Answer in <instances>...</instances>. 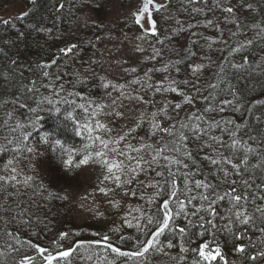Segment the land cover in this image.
I'll use <instances>...</instances> for the list:
<instances>
[{"label": "rangeland", "instance_id": "rangeland-1", "mask_svg": "<svg viewBox=\"0 0 264 264\" xmlns=\"http://www.w3.org/2000/svg\"><path fill=\"white\" fill-rule=\"evenodd\" d=\"M67 1L71 6L59 10V13L65 15L66 18L62 21L57 18L58 23L61 21L59 25L63 23L62 25L67 27L66 32L60 31L58 41L65 43L63 49L72 45L76 47L68 53L62 51V55L54 65L53 79L52 75L46 77L41 71L33 74L37 77L33 78L32 82L34 85H39L38 88H35L41 93L35 95V90L34 95L31 94L28 99L37 97V102L35 101L34 105L39 104L46 107L48 100L54 101L62 92L67 97H73L76 94L80 99L74 103L84 105L83 109H86L85 111L90 116L92 126L95 127L98 121L104 124L107 129H111V131L97 129L93 132V136H100L103 140L111 143L105 149L99 141L90 139L86 145L72 147L75 163H78L79 159L86 155L85 151L87 154H91L93 159L88 164L79 167L73 165L72 170H80L79 178H68L69 175L63 177L64 172L58 167V161L56 162L58 160L56 152H51L53 147L49 150L47 157L42 155L46 154L48 147L45 148L44 143L39 142L36 136L31 137V133L27 131L30 121L34 120L32 119L33 112L29 111L30 107L23 104V99L27 98L21 97L18 101L13 100L0 109V154L6 152V154L3 153L6 160L0 161V176L10 174V172L4 171L9 161H12V166L21 173L15 182L16 191L17 189L21 191L11 193V197L0 194V201L3 203L7 201L8 205H14L17 208L14 213L26 218L22 217L20 224H24L22 227L26 226L27 228L28 223H31L32 227L29 229L36 239L41 233L37 230L38 228L36 229L40 224L45 226L43 228L48 227L47 230L52 227L53 231L59 229L62 224L67 225V222L71 221L75 223L98 221L101 222V225H111L116 229L134 228L137 223L146 224L144 217L146 213L150 214L147 212L152 204L149 203V199L155 190L145 185L160 182V178L164 180L165 177H158L156 172H165V167H157L153 164L152 168H149L147 164H143L144 171L138 170L139 175L131 185L117 188L112 180L103 179L105 175H108L107 168L102 167L96 160L95 153L105 151V159L110 162L123 161L129 167H134L136 159L140 157L150 161L151 153L165 140L163 132L154 134L151 113H158L157 122L161 128H165L171 127L172 124L179 127L180 122L186 121L187 117L195 112V103L186 104L184 97L177 93L157 92L154 88L145 91L144 85L148 82L145 72L148 69L153 67L160 69V71L150 73L151 82L154 84L163 81L167 88L169 81L175 80L177 85L174 86H177L180 91L190 94L195 100L204 92L198 94L195 89L197 87L203 89L204 85L209 82L213 71L219 66L220 56L228 55L226 64L229 61L237 64L236 59H232L237 57V53L231 49L245 43L247 39H253L254 46L252 48L257 50L258 45H262V51L257 61L261 65V69L256 71L264 72V43H262L264 40L256 35L259 28L264 27V12L259 11L251 3V0H158L159 3L166 4V7L152 14L157 28V36H149L145 40L138 39L143 29L134 23L132 16L141 0H96L95 3H81V0ZM30 3L32 0H0V22L3 23L7 20L12 23L17 17L24 16ZM217 4L220 6L218 7ZM50 5L51 10L58 12L59 5L54 7L53 2ZM225 7H232L233 13L229 14L223 11ZM208 20L213 21V24L208 25ZM142 24L144 29L150 26L146 20L142 21ZM180 29L183 30L180 31ZM232 33H237V35L233 36ZM101 34L102 38L99 36ZM97 36L99 37L96 38ZM49 38L53 39V37ZM157 39L164 41V44L157 43ZM137 47L143 48L144 51H137ZM154 49H158L161 55L155 59H149ZM190 53H194V55ZM183 54L189 56V61L184 62V58L179 57ZM21 58V68L28 74H32L27 61L22 56ZM201 63L205 65L204 69L194 75L192 68ZM165 64H168L167 72L163 70ZM133 67L137 69L136 73L130 71ZM126 69L128 71H125ZM230 69L232 72L236 71L231 66ZM134 79H138L140 83L132 84L131 81ZM184 81L189 83L185 85ZM105 84L109 86L104 87ZM113 84L124 87L114 89ZM79 86L90 91L99 88L100 94L95 97L89 92L85 94L84 91H75ZM137 96H143V101L130 98ZM14 101L16 103H13ZM41 101L43 102L41 103ZM176 104H180L181 107L176 109L174 107ZM36 106L32 108H36ZM18 107L25 116L30 115L29 120L24 121L30 123L27 125L23 123L19 128L16 127L19 123L15 121V118L21 113L18 112ZM162 108L167 109L166 115L160 112ZM56 113V111H52L51 115L56 117ZM61 115L63 118L68 114L61 113ZM25 134L30 137L25 143L33 151L30 153L27 151L17 152V147H24L19 141ZM120 136H124L125 139L119 140ZM86 138H89L88 134H86ZM118 140L119 142L116 143ZM145 145L152 147L145 148ZM133 148H139L142 151L137 153L132 150ZM111 149H119V151L114 152ZM121 152L136 159L126 160L125 155L120 154ZM158 159L161 165L169 163L162 158ZM172 165L178 167L175 164ZM66 167L71 169L69 166H65V171ZM66 172L68 173L69 170ZM25 176L40 177L43 180V185L49 189L40 188V183L30 187L31 189H24L21 181ZM100 188L107 189L108 194L100 192ZM183 188L185 185L181 186L180 192ZM35 189H39L38 192L44 196V200L34 202L30 206L32 202L29 201V197L37 192ZM133 191L136 193L135 196L131 195ZM125 192L129 194L125 195ZM48 195L53 199L57 195L67 197V199L60 198L61 205H57L59 209L57 208L56 214L54 213L55 208H53L55 201H52ZM143 203L149 204L145 210L142 207ZM24 205L26 206L23 207ZM23 213L29 217L22 215ZM38 213L41 216H38ZM129 224L132 226L129 227ZM151 227L146 228L145 233L150 231ZM138 231L142 234L140 230ZM40 240L41 238L37 241ZM41 243L46 244L45 241ZM169 243L167 241L161 243L163 254L170 256L174 249L181 251L182 244L175 243L169 248ZM90 251L95 255L98 252L101 254L103 252L93 247ZM105 254L107 256V252ZM110 254L117 256L111 251ZM128 258L126 263L134 264V261L131 262L134 258ZM36 264H41V262L36 261Z\"/></svg>", "mask_w": 264, "mask_h": 264}, {"label": "trees", "instance_id": "trees-1", "mask_svg": "<svg viewBox=\"0 0 264 264\" xmlns=\"http://www.w3.org/2000/svg\"><path fill=\"white\" fill-rule=\"evenodd\" d=\"M52 2L54 7L59 5V3H63L65 8L67 6H71L67 0H35L34 4H29L27 10L28 15L22 16L23 19L16 18L14 22H9L8 24L0 22V109L4 106H7L6 104H10L13 100L18 101L21 97L27 98L23 99V104H25L26 107L29 106L32 108L33 106H36L34 104L37 100V97L28 99V96H31V94L34 95L33 92L36 90L35 87H39V85H34L32 82L33 78L35 79V77H37V75L34 76L33 74L36 72L40 73V71L43 74L47 71L49 72V76L52 75L51 78L53 79L52 72L54 65L62 55V49L65 45V43L63 44V42L58 41V35L60 31H65L67 27L63 26V23L59 25V23L64 20L66 16L62 13H59L60 11L56 12V10H51L50 4ZM251 3L257 7L259 11L264 12V0H251ZM57 18L61 20L59 23L57 22ZM40 29H50L51 31L43 32ZM38 31L39 33H37ZM99 36L102 38V34ZM49 37H53V39H50ZM253 46L254 44L247 48V50H242L241 52L237 53V57L232 58L236 59L235 61L237 64L243 63L244 60H247L249 66L244 69H235L236 71L232 72L230 69V64H226L228 55H224L222 57L220 56L221 59L219 58L220 60L218 63V65H223L224 67L225 80L230 81L233 86V90L239 94L242 107L239 111H233L232 107H228L223 112H213L208 114L207 118L221 121L220 129L224 128L225 126L223 121H235V123L240 126V130L238 131L237 135L242 139V142L257 149L259 153L264 154V103H256V101L264 102V72L256 71L257 69H261L257 68L256 65H258L257 61L262 51V45H258L257 50H255L256 48H252ZM21 56L27 61L26 63H28V67L32 71V74H28L26 70L21 68ZM179 57L181 59L184 58V62L189 61V56L186 54L180 55ZM44 65H49V67H44ZM50 67L51 69H48ZM218 71L219 68L213 71V75L210 76L208 83L219 82L215 75ZM220 88L226 89L227 83H221ZM75 91H84L85 94L89 92L95 97L100 94L99 88H96L94 91H90L83 88L82 86H79ZM208 91L210 90H207L206 92L204 91L202 95L207 96ZM217 92H219L218 99H232L230 95H227L225 92H222L219 89ZM39 93L41 92L36 90L35 95ZM78 99L80 98L77 97L76 94L73 95V97H67V95L62 92V94L58 95L54 101L51 100V105L48 104L46 107H43L38 104L39 107L38 105L36 106L37 111L33 113L32 116V119H34L33 121L36 122L35 127H32V120L30 121L31 123L24 122L29 120L30 115L25 116L23 111H20L19 107L18 112L21 113L15 118V121L20 125L23 123H26L25 125L30 123L27 131L28 133H31V137L36 136L39 142L44 143L43 146L45 148L48 147L46 154H42L46 157L48 156V152L52 147L50 144L45 143L44 140L41 139L42 137L50 138L53 142L55 140H59L65 148L86 145L90 138H86L87 133L83 130V125L85 123L92 125V120L90 116H88L85 109L80 107V104L74 103ZM194 103V113H197L198 111L202 112L204 107H206V104L201 99V96H199L198 99H195ZM56 108H59L60 111H56L57 113L55 117L51 114L52 111L55 112ZM61 113H67L68 115L67 117L62 118ZM57 117L60 119H56ZM229 127H232V125H229ZM220 129H217L215 126H213L211 128V134L218 138H222L227 143H231L228 134L221 132ZM162 134L164 135L165 140L162 141L160 146L166 144L170 140L166 133ZM189 136H191L190 133ZM250 137L253 139H250ZM206 141L207 137L200 140L191 138L188 141L187 146L193 153L192 159L186 161V163L189 165L188 168H180L178 170V167H174L172 165V171L175 173L173 179L176 180L179 191L182 185L191 187L193 181L201 180L207 181L213 185H217V191L220 194H223L224 191L230 190L229 184L222 183L224 177L223 173L219 171V168H224L229 170L228 180L230 182H235L234 186L236 191L247 196L248 202L245 207L247 208L248 213H254L257 217H259L260 214L255 212V208L257 206L264 207V199L260 198L264 196V171H262L260 168L254 167L259 163V160L255 156L250 155L249 163L251 166L248 167L247 170L240 172L231 171V165L227 163H221L219 167H217L205 159V156H212L216 159H220L217 153L211 148L203 147ZM220 151L224 153L225 157L232 156L233 163H236L241 158L243 153V149H241L240 151L233 154L230 149L224 146L220 147ZM51 152L56 151L54 148H52ZM3 153L6 154V152ZM3 153L0 154V161L6 160V157ZM168 153L171 158H175V153ZM85 154L87 155V151H85ZM55 155L58 157L57 152ZM57 161L59 165L58 167L62 172H64L62 174L63 177L69 175L68 178H79L80 170H72L73 166H70L71 169L66 167V171L69 170L70 172H68V174L65 171V166L60 162V160L58 159L56 162ZM244 167L245 166L243 164L240 165L241 169H244ZM164 173L165 177H167V171ZM184 175L188 176L187 181L183 179ZM41 180L42 179L40 177L34 176V182L32 183V186H37L39 183L40 185H43V180ZM160 180V183L164 182L163 178H160ZM245 181H249L247 188H245L244 185ZM14 185L15 187L13 186L12 182L7 183V192L10 194L17 192L15 189L17 188L16 183ZM29 188L30 187L24 185V189ZM43 188H46V186L43 185ZM17 190L21 191L19 189ZM185 190L186 187L182 189L181 193H183V195H181V199H183L184 196H196L198 194L197 190L195 189H193L190 194L187 192V190ZM37 192H34L33 196L29 197V201L32 202L30 206H32L34 202H39L43 199L44 196ZM16 195L20 196L19 194ZM49 197L52 199V201H55V207L53 208H55L54 213L56 214L58 212L57 210L59 209L57 205H61V200L60 198H57L59 197L58 195L55 196L54 199L51 196ZM1 203L3 204V202L0 201V204ZM156 203H160V201L157 200L155 203H152L147 212L152 213L155 211ZM198 203V201H193L192 204L187 205V207L190 211L195 210V206ZM241 203L244 202L242 201ZM10 206L12 209L10 213L6 211V213L0 212V216L3 217V219H0V252L4 253L3 256H0V264H14V262L23 253L35 255L34 250L28 248L26 244L19 245L20 243H17L19 239L20 241L31 240L33 243H38L41 246L48 247L50 250L55 251L57 244L59 243H64L67 245V243L76 240L91 242L100 240L103 235H108L111 238L110 242L113 244V246H117L123 251H133L138 246L137 238L140 240H145L148 238V235L141 234L137 227L125 229L122 227L117 228L118 231H114L116 228L113 226L101 225V222L98 221H89L86 223H75L74 221H71L67 222V225L62 224L59 229H54L56 231H53L52 227L50 230H47L49 229L48 227L43 228L45 226H41L39 223L40 226H37L36 229L38 228L37 230H39L41 233L38 234V236L36 235V239L29 229L32 227V224L28 223L29 225H27V223H25L27 228L26 226L22 227L24 224H20V219H22V217L24 219L26 218L14 213L17 208L14 205ZM25 206L26 205L23 207ZM148 206V203L142 204L144 210L147 209ZM229 207L230 205H228L227 201H221L216 205V211L218 215L215 217V222L217 224V228L215 230V242L212 244V246L220 247L221 254L223 255L225 261L229 262V264H264V256H259L255 261L249 259L250 256L264 252V233L258 230L259 228H264V221L257 219L253 225L239 226V234L242 236V238L236 239L233 235L227 234L220 228L221 225L226 223V220L223 219V217L229 215L227 211ZM22 215L27 214L23 213ZM37 215L41 216L40 213ZM201 215H204L207 218V213H201ZM188 221H191L190 226ZM176 224L187 227V239L182 238L178 232H169L160 237L161 243L167 241L171 244H182L183 247L188 249V251L182 252L178 249H174L173 254L168 256L163 254L161 251L152 250L146 254V259L145 257L136 258L131 262L134 261V264H194L195 261H199L200 258L197 252L193 250L197 249L200 244L212 239V229L208 228L206 231L205 229L207 228V224H205V227H201V222L199 221L198 217L192 216L190 212L186 219L185 217H177ZM233 231H236V229L234 228ZM62 232L71 233L68 241L62 242L59 240V235ZM6 233H15L16 240H13ZM39 238H41V240L37 241ZM42 241H45L46 244H42ZM10 244L20 248V253L12 251L11 248H9ZM238 245L245 246V253L241 254L235 251V248ZM92 247L94 249L97 248L98 250L103 251L102 254L101 252H98L96 255L93 254L90 251L92 250ZM110 251V249H106L103 245L86 243L85 247L81 248L79 253L73 257V264H127L126 261L129 259L128 257L112 256V254L109 255ZM106 252L107 256L105 254ZM37 261H40L39 258ZM213 264H223V262L218 258L217 261L213 262Z\"/></svg>", "mask_w": 264, "mask_h": 264}, {"label": "snow or ice", "instance_id": "snow-or-ice-1", "mask_svg": "<svg viewBox=\"0 0 264 264\" xmlns=\"http://www.w3.org/2000/svg\"><path fill=\"white\" fill-rule=\"evenodd\" d=\"M95 3L96 0H81V3ZM32 3H35V0H32ZM98 6V5H97ZM219 7L220 5L217 4ZM166 4H161L158 2V0H141L140 5L137 7V9L132 13V16L134 18V23L138 26H140L143 31L141 35L138 37L140 40H145L149 36L156 37L157 36V28L155 21L152 18L153 12H159L162 8H165ZM64 8V4L60 3L57 11L62 10ZM223 11L232 14L233 8L232 7H225L223 8ZM28 12L24 13V16H27ZM17 19H23V17H17ZM146 20L147 23L150 25L147 29L143 28L142 21ZM4 24H8L9 21L5 20L3 21ZM208 25H212L213 21L208 20ZM85 26H87L85 24ZM259 27V26H255ZM183 29H180L182 31ZM41 31H48L50 32V29H41ZM233 36H236L237 33H232ZM260 39L264 40V27L259 28V31L256 33ZM157 43L164 44V41L157 39ZM254 43L253 39H247L245 43L240 44L238 47H234L231 49V51L239 53L248 46L252 45ZM76 47L75 45H72L71 47L67 49H63L65 53L71 52L72 48ZM137 51H144L143 48L137 47ZM191 55H194V53H190ZM161 52L158 49H154L151 57L149 59H155L156 57L160 56ZM210 59V58H209ZM229 64L232 68L240 70L248 67L247 60H244L243 63L236 64L229 61ZM175 66V65H173ZM44 67H49V65H44ZM204 64H197L192 68V72L194 75L200 73L204 69ZM257 68H260L261 65H256ZM219 71L215 74L216 78L218 79V83H207L204 85L203 89L197 87L195 90L197 93H201L206 90L208 91L207 96L201 95V99L205 102L206 107H204L202 112L192 113L190 114L186 121H182L179 124V127H177L176 124H172L171 127H165L161 128L159 123L157 122V116L158 113H151V124L152 128L154 130V134L156 132H163L166 133L167 136L170 138V140L162 145L157 146L154 150L152 155V159L144 160L143 157H140L139 159H136L135 157L128 156L125 153L121 152V155H125L126 160H133L136 159V164L134 167H129V165L125 164L123 161L121 162H110L109 160L105 159L106 156L105 151H97L95 153L96 160L101 164L102 167L107 168L108 175L104 176V180H112L117 188L124 187L125 185H131L135 179L136 176L139 175V171H144L143 164H147L149 168H152L153 164H155L157 167H165L167 171V177H165L164 172L157 171L156 175L158 177H165L164 182L160 183L157 181L156 183H149L145 185L146 187L153 188L155 191L151 195V198L149 199V203H155V201L159 200L160 203L155 204V211H153L150 214H145L144 219L146 220L145 225H141L140 223L136 224V227L138 230L142 232V234H147L148 238L145 240H140L137 238V247L133 251H123L117 246H113V244L110 242L111 238L108 235H103L100 240L91 241V242H85L82 240H76L71 241L70 243H67L65 245L64 243L57 244L56 250H50L48 247L41 246L38 243H33L31 240L28 241H17V243L20 244H26L28 248L34 250L35 255L29 254V253H23L19 256V258L14 262V264H36L37 259L39 258L41 264H73V257L79 253L81 248H84L86 243H95L98 245H103L106 249H110L111 252L115 253L117 256L121 257H131V258H142L145 257L146 254H148L152 250L161 251V241L160 237L165 235L166 233H175L178 232L179 235L182 238L187 239L188 237V229L187 227L179 226L176 224L177 217H185L187 218V215L190 214L192 216H197L199 221L201 222L200 226L205 227V224H207V228L212 229V239L209 241H206L199 245L197 249H194L193 251L197 252L199 256V261H195L194 264H213L214 261H217L219 258L220 261L223 262V264H229V262L225 261L223 255L221 254V249L219 246L211 247V245L215 242V230L217 228V224L215 222V217H217L218 213L216 211V205L221 201H227L228 205L230 207L227 209L229 215L226 217H223V219L226 220V223L221 225V230L225 231L229 235H233L236 239H241L242 236L239 234V226L241 225H253L255 220L260 219L261 221H264V207L257 206L255 208V212H258L260 214L259 217H257L254 213L249 214L247 211V208L245 205L248 202L247 196L238 193L235 189V182L228 180L229 170H226L224 168H219V171L223 173V181L222 183L229 184L230 190L224 191L223 194H220L217 191V185H213L207 181H201V180H195L192 183L191 187H188L185 185L187 192L190 194L193 189L197 190L198 194L196 196H184L183 199H181V193L179 191L178 185L176 183V180L173 179L175 176V173L172 171V164H175L178 166V170L180 168H188L189 165L186 163L187 160H191L193 157V153L189 150L187 144L188 141L191 138H195L196 140L204 139L207 137V141L203 147L211 148L214 152L217 153V155L220 157V159H216L212 156H205V159L208 160L211 164L216 165L219 167L221 163H227L231 165V171L234 172H240L247 170L248 167H250L249 163V156H255L259 163L256 164L254 167L260 168L262 171H264V154H261L257 151V149L253 148L250 145H246L242 142V139L238 137L237 133L240 130V126L235 123L233 120H227L223 121L224 128L220 129L221 121H216L215 119H209L208 114L213 112H223L228 107H232L233 111H239L242 107L241 98L239 94L233 90V86L230 81L225 80V70L223 65L218 66ZM163 70L165 72L168 71V64H165L163 67ZM125 71H128L127 69ZM130 71L132 73H136L137 69L135 67L131 68ZM160 71V69L156 68H150L145 72V76L147 77V81L144 85L145 91L152 90L154 88L157 92H165V91H171L174 93H177L178 95H181L184 97L185 103L188 105H192L194 103V97H192L190 94L185 93L183 91H180L177 86V82L175 80H170L169 85L166 88L164 86L163 81H161L159 84H154V82H151V75L150 73ZM44 76H49V72H44ZM199 78V77H197ZM103 79V78H101ZM227 83L226 89H221L220 85L221 83ZM132 84L140 83L138 79H134L131 81ZM185 85H187L189 82L184 81ZM108 84H105L104 87H108ZM112 87L114 89L116 88H123V85L119 84H113ZM220 90L222 92H225L227 95H230L232 99H218L219 92L217 90ZM123 94V93H122ZM134 99H138L143 101V96H137V97H130ZM47 99V98H45ZM43 101H41L42 103ZM49 105L52 104L51 100L47 101ZM13 103H16L15 101ZM67 103V102H66ZM257 104L264 103L262 101H256ZM39 107V105H38ZM81 108H84V105H80ZM176 109H179L181 107L180 104H176L174 106ZM86 110V109H85ZM30 112L35 113L37 111L36 108H29ZM55 111L59 112L60 109L56 108ZM160 112L167 114V109L162 108ZM95 115L96 113H92ZM119 115V113H117ZM229 125H232V127H229ZM36 126V122H32V127ZM215 126L217 129H220L221 132L227 133L229 140L231 143L225 142L222 138H218L215 135L211 134V128ZM17 128L22 127V125L17 124ZM97 129H105L106 131H111V129H107L106 126L100 122H96L95 127H93L91 124L85 123L83 125V130L88 134V137L93 141H99L100 144L104 146L105 149L108 148L110 141L103 140L100 136H93V132ZM189 133L191 136H189ZM28 139H30L29 135L25 134L23 138L19 141L20 144H23L24 147H17L16 151L22 153L23 151L32 152L33 149L31 147H28L25 143ZM42 140H44L45 143L50 144L51 147L54 148V150L58 153V159L64 166H73L79 167L80 165L88 164L91 159H93L91 154L83 155V158L79 159L78 163L74 162L73 159V150L71 148H65L59 140H55L54 142L50 138L42 137ZM125 139L124 136H120L119 140ZM250 139H253L250 137ZM116 141V143L119 142ZM224 146L230 149L233 154L235 152L240 151L243 149V153L241 158L236 162L233 163L232 156L225 157L224 153L220 151V147ZM129 147H132L129 145ZM151 145H145V148H151ZM134 152L139 153L142 151V149L139 148H133ZM111 151L117 152L119 149H111ZM168 152L175 153L176 156L174 159L170 158L169 155H167ZM66 157V158H65ZM158 158H162L164 161H168L169 163L165 165H161ZM243 164L245 167L244 169L240 168V165ZM13 162L9 161L8 165L4 169L5 172H10L9 175L6 176H0V194L6 195L11 197V194L7 192V189L5 185L9 182H12L13 186L15 182L17 181V177L21 175L18 170L12 166ZM183 179L185 181L188 180V176L184 175ZM34 182V177L32 176H25L23 181L21 183L25 186L31 187L32 183ZM245 188L248 187L249 181L244 182ZM40 188H43V185L41 184L39 186ZM260 187V186H257ZM38 191L39 189H35ZM18 191V190H17ZM100 192L104 193L105 195L108 194V190L105 188H100ZM128 192H125V195H128ZM51 195V193H49ZM132 196H135L136 193L133 191L131 192ZM61 199H67V197H57ZM143 199V196L141 197ZM261 199H264V196L260 197ZM193 201H198L199 203L195 206V210L190 211L187 207V205L192 204ZM244 203H241V202ZM11 212V206L7 204V201H5L3 204H0V212ZM139 211V209H138ZM201 213H207V218L204 215H201ZM0 219H3L2 216H0ZM188 224L190 226L191 221H188ZM132 225L129 224V227ZM150 226H154L151 228L150 231L145 233V229L149 228ZM236 229V231H233V229ZM259 231L264 233V228H259ZM114 231H118V229H114ZM8 236H10L13 240H16L15 233H6ZM71 236V233L68 232H62L59 235V240L64 242L68 241ZM173 245L171 243L168 244V247L171 248ZM9 248H11L12 251L20 253L21 249L17 248L15 245L10 244ZM182 252L188 251L186 247H181ZM235 251L237 253H245L246 249L243 245H238L235 248ZM4 253L0 252V256H3ZM259 256H264V252L257 253L256 255L250 256L249 259L255 261ZM90 258V257H89Z\"/></svg>", "mask_w": 264, "mask_h": 264}, {"label": "bare ground", "instance_id": "bare-ground-1", "mask_svg": "<svg viewBox=\"0 0 264 264\" xmlns=\"http://www.w3.org/2000/svg\"><path fill=\"white\" fill-rule=\"evenodd\" d=\"M41 195V194H40Z\"/></svg>", "mask_w": 264, "mask_h": 264}]
</instances>
